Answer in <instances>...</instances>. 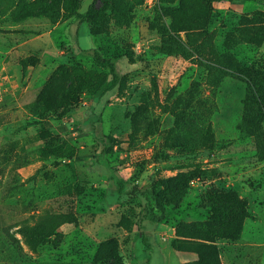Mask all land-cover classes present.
I'll return each instance as SVG.
<instances>
[{"label":"rangeland","instance_id":"rangeland-1","mask_svg":"<svg viewBox=\"0 0 264 264\" xmlns=\"http://www.w3.org/2000/svg\"><path fill=\"white\" fill-rule=\"evenodd\" d=\"M95 2L0 0V264H264V4Z\"/></svg>","mask_w":264,"mask_h":264},{"label":"trees","instance_id":"trees-1","mask_svg":"<svg viewBox=\"0 0 264 264\" xmlns=\"http://www.w3.org/2000/svg\"><path fill=\"white\" fill-rule=\"evenodd\" d=\"M90 8L96 10V15H92L89 11L81 13L77 12L76 17L79 22H87L90 28H95L103 24L106 16L109 12L113 11L116 7L118 0H96ZM233 1V0H230ZM261 4H264V0H253ZM95 61L110 73V79L103 88L101 94H104L110 90H115L119 87L122 75L118 71V68L111 57L104 56L98 49L94 50ZM59 68H67V66H60ZM125 189L124 184H119V190ZM133 194H139L144 198V204L142 207V219L151 220L155 223L162 222L166 218V205L163 199L164 185L161 180L151 178V180L141 187L135 186L133 188ZM132 194V195H133ZM112 258V257H110ZM113 260V259H112Z\"/></svg>","mask_w":264,"mask_h":264},{"label":"crops","instance_id":"crops-1","mask_svg":"<svg viewBox=\"0 0 264 264\" xmlns=\"http://www.w3.org/2000/svg\"><path fill=\"white\" fill-rule=\"evenodd\" d=\"M161 253L163 254V257H165V259H166V256H167L166 250L165 249H161Z\"/></svg>","mask_w":264,"mask_h":264}]
</instances>
